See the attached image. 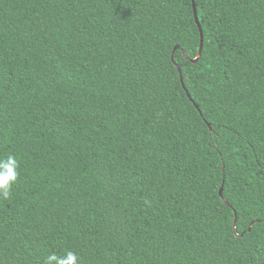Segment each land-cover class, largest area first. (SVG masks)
Here are the masks:
<instances>
[{"label": "trees", "instance_id": "trees-1", "mask_svg": "<svg viewBox=\"0 0 264 264\" xmlns=\"http://www.w3.org/2000/svg\"><path fill=\"white\" fill-rule=\"evenodd\" d=\"M8 155L0 264H264V0H0Z\"/></svg>", "mask_w": 264, "mask_h": 264}, {"label": "clouds", "instance_id": "clouds-1", "mask_svg": "<svg viewBox=\"0 0 264 264\" xmlns=\"http://www.w3.org/2000/svg\"><path fill=\"white\" fill-rule=\"evenodd\" d=\"M17 159L8 155L0 159V199H8L18 178ZM45 264H81L77 253L66 251L63 255L51 253L45 258Z\"/></svg>", "mask_w": 264, "mask_h": 264}, {"label": "water", "instance_id": "water-1", "mask_svg": "<svg viewBox=\"0 0 264 264\" xmlns=\"http://www.w3.org/2000/svg\"><path fill=\"white\" fill-rule=\"evenodd\" d=\"M194 14H195V21H196V23H197V25H198L197 17H196V13H195V9H194ZM198 28H199V30H200L199 25H198ZM201 48H202V35H200L199 55H200V52H201ZM172 61H173V58H172ZM195 61H196V60H194L193 62H195ZM219 195H220V197L222 198V189H220V191H219ZM234 225H235V223H233V227H234Z\"/></svg>", "mask_w": 264, "mask_h": 264}]
</instances>
